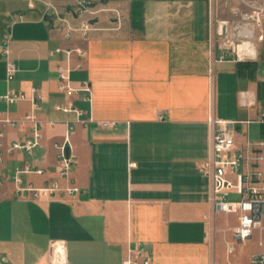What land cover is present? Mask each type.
<instances>
[{
    "label": "crops",
    "instance_id": "obj_1",
    "mask_svg": "<svg viewBox=\"0 0 264 264\" xmlns=\"http://www.w3.org/2000/svg\"><path fill=\"white\" fill-rule=\"evenodd\" d=\"M44 1L0 0V96L28 98L9 107L0 100V118L33 112L42 134L31 153L9 152L31 137L30 126L0 124V264H48L53 242L65 245L69 264H122L136 246L152 264H238L253 245L251 264L264 217L228 253L237 219L215 214L210 196L212 121L232 122L235 153H245L247 140L264 141V39L254 25H237L255 51L238 60L214 37L213 10L221 15L228 0H94L81 16L77 0H48L51 9ZM221 20L219 29L229 24ZM4 41L17 67L9 83ZM58 67L69 69L74 93L59 88ZM70 104L78 113L56 108ZM64 142L80 192L17 196L11 176L20 166L43 171L22 175V187L65 185L57 170ZM258 152L264 157V147ZM205 164L208 174L199 170ZM257 167L264 175V159Z\"/></svg>",
    "mask_w": 264,
    "mask_h": 264
},
{
    "label": "built area",
    "instance_id": "obj_2",
    "mask_svg": "<svg viewBox=\"0 0 264 264\" xmlns=\"http://www.w3.org/2000/svg\"><path fill=\"white\" fill-rule=\"evenodd\" d=\"M94 0H77L75 7L76 16H81L87 12ZM31 2V0H30ZM43 5L47 9H51V2L44 1ZM90 21L83 19L80 21L78 30L86 33L90 28ZM257 26H261L260 20L257 21ZM70 30H73L72 28ZM264 36H258L259 41H263ZM247 43V42H246ZM238 44L232 48V53L235 58L242 60L248 58L247 50L240 49ZM236 48V50H234ZM82 53V52H81ZM1 54L5 60V80L7 83L14 79L17 72V67L10 57L8 41H4L1 45ZM69 69L58 67L59 88L67 94H72L75 89L71 86ZM84 90L90 92L89 87L84 84ZM36 89H33V96L30 101L33 106L37 107ZM28 99L26 94L21 91L7 90L6 94L0 96L7 107ZM57 109L63 112L78 111L70 105H57ZM257 122L264 124V111L260 113ZM0 124L10 126L24 127L30 126L31 137L24 141L12 142L8 148L9 152L18 151L31 153L40 145L42 134L40 131V122L33 112L27 113L22 120H13L8 116L0 118ZM214 131L212 134V180L213 188L210 200L213 205L215 214L234 215L237 219V225L232 232V240L227 243L226 249L228 253L235 250V246L245 244L252 236L253 231L260 227L264 217V175L257 167L258 163L263 161V155L258 152L264 147L262 140H247L245 153L234 152V135L232 131V122L223 120H213ZM113 122H101L100 127L107 128L113 126ZM2 132L0 131V137ZM68 135L65 136L67 142ZM66 142L57 146L58 164L57 170L60 178L65 180V185L60 186L57 181H53L41 188H36L31 185L22 187L21 176L24 174H42L43 171L34 166H20L14 168L11 176L15 185V194L22 198L38 199L42 196H52L56 193H65L71 196L80 192V189L73 184L71 174L76 166V157L68 153L66 150ZM0 157V162H2ZM202 166L199 170L204 174H208L206 167ZM2 174H0L1 183ZM234 195V196H231ZM262 249L251 254V264H264V243L258 244ZM48 264H69L66 258L65 245L62 242H53L50 244L48 252ZM122 264H152L149 256L145 255L142 248L136 246L127 250L126 256Z\"/></svg>",
    "mask_w": 264,
    "mask_h": 264
},
{
    "label": "rangeland",
    "instance_id": "obj_3",
    "mask_svg": "<svg viewBox=\"0 0 264 264\" xmlns=\"http://www.w3.org/2000/svg\"><path fill=\"white\" fill-rule=\"evenodd\" d=\"M4 5V3H0V5ZM226 8L221 12H217V10H213L212 13V23L214 27V37L217 44L222 47H228L227 50L232 52V48L234 46L241 44L244 38L239 36L240 27L238 24H242L244 22L251 23L254 26L252 30L255 35L258 37V31L260 30V26H257V21L262 20L264 17V0H228V4H226ZM227 19L228 25H222V29L218 27L222 23V18ZM221 21V22H220ZM236 25V26H234ZM257 40V39H255ZM252 41V40H251ZM234 43V45H232ZM252 45L253 42H251ZM254 47V46H253ZM236 50V48L234 49ZM252 57H248L245 59H250ZM256 60H260L257 57ZM254 249L253 245H248L241 251V255L239 256L238 264H249V253ZM225 257V255H224Z\"/></svg>",
    "mask_w": 264,
    "mask_h": 264
},
{
    "label": "bare ground",
    "instance_id": "obj_4",
    "mask_svg": "<svg viewBox=\"0 0 264 264\" xmlns=\"http://www.w3.org/2000/svg\"><path fill=\"white\" fill-rule=\"evenodd\" d=\"M247 50V56H250V57H253L254 56V49H253V46L249 43V42H245L244 44H242L240 46V49L243 50V49Z\"/></svg>",
    "mask_w": 264,
    "mask_h": 264
},
{
    "label": "water",
    "instance_id": "obj_5",
    "mask_svg": "<svg viewBox=\"0 0 264 264\" xmlns=\"http://www.w3.org/2000/svg\"><path fill=\"white\" fill-rule=\"evenodd\" d=\"M68 11H69V9H68ZM67 151V150H66ZM68 152V151H67Z\"/></svg>",
    "mask_w": 264,
    "mask_h": 264
}]
</instances>
